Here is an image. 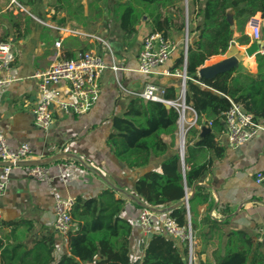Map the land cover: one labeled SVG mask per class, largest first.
I'll return each mask as SVG.
<instances>
[{
    "label": "crops",
    "instance_id": "1",
    "mask_svg": "<svg viewBox=\"0 0 264 264\" xmlns=\"http://www.w3.org/2000/svg\"><path fill=\"white\" fill-rule=\"evenodd\" d=\"M51 1H56L55 19L52 18L55 2L51 5ZM57 1L17 0L20 6L17 8L9 0H0V40L10 42L15 53L11 70L14 82L0 89V127L8 148L14 150L22 144L31 148L32 156L28 160L59 157L44 166L49 169L52 184L62 198L88 199L104 189H110L115 198L122 199L125 204L120 215L132 223L129 243L133 262L141 260L147 236L143 235L137 224L140 211L149 208L156 230L160 229L159 219L168 212L167 208L147 205L133 194L132 189L136 179L146 170L157 169L163 157H151L145 168H128L113 154L108 138L115 132L113 119L122 117L129 100L146 84L163 88L173 86L179 91L182 78L178 72L181 71L172 69L180 53L184 52V32L174 28L167 32V39L174 46L169 59L151 74L142 75L137 71L138 55L150 26H143L132 48L123 50L122 30L110 13L111 3L122 0H68L76 1L70 7ZM204 1L201 0L199 8H202ZM188 3L189 0L184 1V19L186 13L187 28L191 31L188 43L192 44L197 37L194 29L199 23L195 18L198 6H188ZM47 6L51 16L46 10ZM44 12L50 18L47 22L43 20ZM166 15L175 24L180 23V19H175L173 9L166 11ZM259 15L256 13L254 16ZM142 19L146 20V17ZM247 27L246 22L243 34L248 37ZM240 37L241 34L234 29L231 41L241 55L237 69L255 80L258 72L256 56H264L258 53L260 46L250 48V39L247 44H242ZM55 42H59L56 50ZM89 50L101 55L107 67L99 80L97 101L81 115L65 116L55 109L49 127L45 130L38 128L32 114L38 101L32 73L48 67L55 53L67 59ZM223 58V55L214 56L199 68L209 65L212 59L218 62ZM113 64L118 68L115 72L110 69ZM60 90L65 96L64 84ZM254 119L262 128L255 137L232 149L228 147L223 130L215 138L217 145L223 149L221 156L216 157L209 151L201 159V162H210L207 173L199 183L208 193L209 200L198 206L197 220L207 215L219 223L226 221L227 230L248 235L253 246L260 245L264 256V184L255 182L257 173L264 174V118ZM162 138L170 142L168 137ZM26 172L27 168L11 169L9 183L0 196V222L29 221L34 227L33 232L23 242L29 245L42 233V228L52 230L54 213L47 184L31 179ZM208 204L210 208L207 211ZM6 232L3 230V233ZM57 237V253H68L65 240ZM204 245L199 259L202 264H208L211 257L214 264L212 252L218 246L217 236Z\"/></svg>",
    "mask_w": 264,
    "mask_h": 264
},
{
    "label": "trees",
    "instance_id": "2",
    "mask_svg": "<svg viewBox=\"0 0 264 264\" xmlns=\"http://www.w3.org/2000/svg\"><path fill=\"white\" fill-rule=\"evenodd\" d=\"M184 1L112 2L110 13L122 30L123 50L132 48L143 26L149 25V33L159 32L165 38L171 28L184 32ZM54 2L52 18L55 19ZM200 2L189 0L188 6H198L195 18L199 23L194 29L197 37L192 44H187L185 64L184 52H181L172 69L182 70L185 65V103L198 116L197 127L188 129L185 135L183 163L175 148L176 110L138 96L129 100L122 117L113 119L115 132L110 134L108 144L116 158L128 168H145L151 157H163L157 169L146 170L136 179L132 192L149 206L170 208L167 215L179 226H186L189 221L191 229L198 233L204 226L200 235L205 243L217 236L218 246L212 252L214 264H264L260 245L253 246L245 233L227 230L226 221L219 223L207 215L197 220L198 206L209 200L208 193L199 183L210 162H201V159L209 151L216 157L223 153L215 140L224 130L222 114L233 102L252 117L264 118V58L256 56L258 72L255 80L239 69L219 74L211 80L196 75L197 69L206 61L225 54L234 29L241 34L242 44L249 42L243 34L244 26L256 13L264 16V0H205L199 8ZM57 3L70 7L76 1L58 0ZM62 5L60 8L63 9ZM169 9L174 10L175 19H180L178 25L166 15ZM229 10L233 12L234 28L226 20ZM144 16L146 20L142 19ZM187 30L190 34L189 27ZM253 46L259 47L260 43L252 42L250 48ZM66 58L72 59L71 56ZM164 89V98H177L178 91L173 86ZM204 121L211 122V131L200 137ZM163 136L170 142H165ZM189 192L192 194L186 206L182 201ZM124 204L110 189H104L92 198H76L70 211L72 226L65 238L68 253H57L59 241L53 229L42 228V233L25 245L23 242L34 228L29 221L0 222V264H132L129 243L132 223L120 215ZM209 208L208 204L207 211ZM3 230L7 232L3 233ZM186 256L184 245L156 230L148 235L139 264H186ZM199 264H202L200 259Z\"/></svg>",
    "mask_w": 264,
    "mask_h": 264
},
{
    "label": "built area",
    "instance_id": "3",
    "mask_svg": "<svg viewBox=\"0 0 264 264\" xmlns=\"http://www.w3.org/2000/svg\"><path fill=\"white\" fill-rule=\"evenodd\" d=\"M9 2L20 8L17 0H9ZM247 26L250 28L248 33L250 41L260 43L258 53L264 56V16L260 14L258 17H250L247 21ZM187 44L188 30L185 13L184 64ZM54 48L55 50L59 48V42L54 43ZM173 48V44L162 33L147 34L142 40L138 55L137 71L142 75L151 74L155 68L164 65L169 59ZM14 61L15 53L12 44L8 41L0 40V89L8 87L14 82V77L11 74ZM106 68L101 55L93 50L81 53L72 59L62 58L59 53H55L48 67L43 70H37L31 75V78L36 81L38 91V101L32 111L34 124L40 129H47L51 124L55 109L65 116L86 113L98 99L100 94L99 80ZM110 69L114 72L118 70L115 64L111 65ZM180 71L178 75L182 78V83L176 99L164 98L165 89L154 84H146L134 96H138L145 101L160 102L176 110L178 115L176 143L180 161L183 163L185 135L188 129L197 127L198 116L185 103V81L187 79L185 65ZM62 84L66 86L65 96L60 90ZM221 120L228 147L232 149L249 141L262 130L252 115L246 113L238 104L233 102H231L229 109L222 114ZM210 126L211 122H203L202 127L210 128ZM31 156L32 150L27 144H22L14 150L8 148L3 129L0 127V162L15 164L19 161L28 160ZM11 169L8 166L1 169L0 196L4 193L9 183ZM26 174L31 179L47 184L49 194L53 199L54 222L52 229L61 239L65 240L72 226L70 211L75 199L72 197L62 198L60 196L52 184V178L46 166L29 167ZM255 182L258 185L264 184V174L257 173ZM190 194L191 192L187 193L185 199H188ZM151 215L149 209L143 208L137 218V224L141 232L147 237L156 231ZM158 224L160 225L159 231L164 232L165 236L186 247V264H196L197 241L189 221L186 226H179L173 218L166 214L159 219Z\"/></svg>",
    "mask_w": 264,
    "mask_h": 264
},
{
    "label": "water",
    "instance_id": "4",
    "mask_svg": "<svg viewBox=\"0 0 264 264\" xmlns=\"http://www.w3.org/2000/svg\"><path fill=\"white\" fill-rule=\"evenodd\" d=\"M186 1V0H185ZM232 16H233V12L231 10H229L226 14V20L228 21L229 25L232 26L233 25V20H232ZM144 18V17H143ZM239 61H241V55L238 53V50L234 44V42H230V45L227 49V51L224 54V58L218 62L212 63L210 65H205L201 68H199L197 70V77L205 79V80H211L214 77H216L219 74H223V73H227L229 71H231L232 69H237L238 63ZM243 110V109H242ZM211 130L210 128L207 127H201V131H200V137L204 136L206 133H209ZM59 157L53 156L47 160H40V161H31V160H25V161H19L16 162L15 164L12 163H4V162H0V167H22V168H29V167H33V166H44L46 164H48L49 162L58 159ZM192 194V192H191ZM190 194V196H191ZM190 196L188 197V199H185L182 201L186 206H188V200L190 198ZM144 207V205H141ZM149 209V208H147ZM170 208H167V212ZM163 235H166L164 232H162ZM140 260L137 259L135 260L132 264H139ZM185 263H187V261H184Z\"/></svg>",
    "mask_w": 264,
    "mask_h": 264
},
{
    "label": "rangeland",
    "instance_id": "5",
    "mask_svg": "<svg viewBox=\"0 0 264 264\" xmlns=\"http://www.w3.org/2000/svg\"><path fill=\"white\" fill-rule=\"evenodd\" d=\"M51 5H53L54 4V1H51V2H49ZM46 10H48V14H49V16H51V14H50V9H49V7L47 6L46 7ZM44 18H43V20L44 21H46L47 22V20H49L50 18L49 17H46V15H47V13L46 12H44ZM224 56V55H223ZM215 62H217V60L216 59H212L210 62H209V65L210 64H212V63H215ZM175 148L177 149V143H175ZM205 229V227L203 226H201L200 227V232L201 231H203ZM200 232L198 233V232H196V231H194L193 230V233H194V236H195V238H196V241H197V249H196V256H197V261H196V264H199V255L202 253L201 251H202V247H204L205 245V241H204V237H202V235H200ZM208 264H213V262H212V260H211V257H209L208 258Z\"/></svg>",
    "mask_w": 264,
    "mask_h": 264
}]
</instances>
